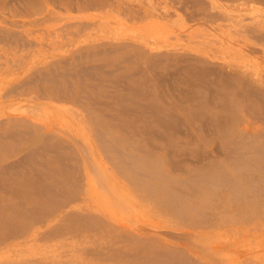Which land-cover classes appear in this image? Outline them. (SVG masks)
Here are the masks:
<instances>
[{
	"label": "rangeland",
	"instance_id": "374dc122",
	"mask_svg": "<svg viewBox=\"0 0 264 264\" xmlns=\"http://www.w3.org/2000/svg\"><path fill=\"white\" fill-rule=\"evenodd\" d=\"M154 1L0 0V123L14 114L68 132L73 150H60L84 159H63L80 169L68 177L48 151L3 172L0 264H264V38L247 32L264 23V0ZM206 8L232 9L238 32L221 33L228 20ZM133 92L176 113L177 131L117 112ZM98 109L123 130L91 122ZM132 122L158 135L124 139ZM21 137L0 139V157L16 159Z\"/></svg>",
	"mask_w": 264,
	"mask_h": 264
},
{
	"label": "bare ground",
	"instance_id": "6f19581e",
	"mask_svg": "<svg viewBox=\"0 0 264 264\" xmlns=\"http://www.w3.org/2000/svg\"><path fill=\"white\" fill-rule=\"evenodd\" d=\"M152 1H154V0H152ZM194 1H196V2H202V3H204L202 0H194ZM235 1H237V0H231V2H235ZM248 0H241V2L240 3H245V2H247ZM85 2V1H84ZM155 2V1H154ZM9 3V2H8ZM83 3V2H82ZM237 3V2H236ZM158 4V3H157ZM18 6V5H17ZM56 6V5H55ZM54 6V7H55ZM137 6H138V9H136V10H140L139 8L140 7H142V4H139V3H137ZM150 6V5H149ZM89 8V7H88ZM149 8H147V10L145 11H143L144 13H145V15L146 14H150L151 13V11L152 10H148ZM159 10V9H158ZM180 10V9H179ZM203 12L201 13V16L203 15V17H207V18H209V17H215L216 19H220V20H228V23H225L223 26H222V24L221 25H219V31H221V33H224V34H231V32H232V34H236L237 32H238V29L236 28V20L234 19L235 17H234V15H233V13H232V9H228V8H220V10L219 11H217L216 13H210L209 12V10L206 8V9H203L202 10ZM1 15V14H0ZM169 15V14H168ZM9 16V15H8ZM171 16V15H170ZM46 19V18H45ZM44 19V20H45ZM187 19V18H186ZM47 20V19H46ZM42 21V20H41ZM83 22V21H82ZM195 23V22H194ZM170 25H172V24H170ZM206 25V24H205ZM208 25V24H207ZM262 25H264V23L263 24H259V25H257V26H253L252 28H249L248 30H247V32H252V30H255V31H258V33H255L256 35L258 34L259 36H261L262 38H264V31L262 32V29H260V27H262ZM82 27V26H81ZM193 26L191 25L189 28L191 29ZM243 27V26H242ZM255 27V28H254ZM60 28V27H59ZM58 28V29H59ZM194 28V27H193ZM211 29V28H210ZM215 29V28H214ZM245 28H243L242 30L243 31H245L244 30ZM38 30V29H37ZM80 30V29H79ZM174 30V29H173ZM213 30V29H212ZM35 31V30H34ZM26 32V31H25ZM50 32V31H49ZM15 33V32H14ZM52 33V32H51ZM44 34V33H43ZM49 35H50V33H48ZM53 34V33H52ZM61 34H62V32H61ZM218 35V34H217ZM216 35V36H217ZM44 36V35H43ZM258 36V37H259ZM62 38H63V36H61ZM139 37V36H138ZM48 39V38H47ZM211 42V41H210ZM44 44V43H43ZM125 44H127V43H125ZM19 45V44H18ZM24 45H26V44H24ZM129 45H130V43H129ZM45 46V45H44ZM128 46V45H127ZM151 46V45H150ZM123 47V46H122ZM168 47V46H167ZM103 50H106V49H104V48H102ZM116 49V48H115ZM150 49V48H149ZM176 49V48H175ZM113 50V49H112ZM174 50V49H173ZM109 51V50H108ZM111 51V50H110ZM139 52V56H140V53L141 54H143L144 52L143 51H140V50H138ZM170 51V50H169ZM174 51H176V50H174ZM98 52V51H97ZM177 53L179 52V51H176ZM89 53V52H88ZM174 53V52H173ZM83 54V53H82ZM135 54H136V52H135ZM1 56V55H0ZM83 56V55H82ZM131 56V55H130ZM169 56H171V55H169ZM177 56V55H176ZM216 56V58H220V55H215ZM157 57L158 58H161L162 57V55L160 56V54H158L157 55ZM179 58L178 59H180L181 61H182V59H184V60H187L188 61V56H186V55H183V56H178ZM75 58H77L76 56H75ZM127 57H125V59H126ZM132 58V57H131ZM129 59V58H128ZM143 59H145L144 61H146L147 59H148V62H150V63H153L154 61L150 58V56H146V55H144L143 56ZM162 59V58H161ZM9 60V59H8ZM67 60V59H66ZM127 61V60H126ZM65 62V61H64ZM67 62V61H66ZM65 62V63H66ZM141 62H143V61H141ZM63 63V62H62ZM2 64V63H1ZM106 64V63H105ZM14 65V64H13ZM66 65V64H65ZM147 65H148V63H147ZM97 66V64L95 65V67ZM169 66V65H168ZM183 66V65H182ZM186 66V65H185ZM185 66H183V67H185ZM212 66V65H211ZM89 67V66H88ZM88 67H84V68H79V70H78V72L79 71H81V72H84V71H88ZM94 67V66H93ZM138 67H139V65H138ZM216 68H214V66H212V68H214L213 70H212V68H211V71L212 72H219L220 70L219 69H221L220 68V66H215ZM101 68V67H100ZM118 68V67H117ZM120 68V67H119ZM179 68V67H178ZM87 69V70H86ZM115 70H116V67L114 68ZM113 69V70H114ZM149 69V68H148ZM50 70H52V69H50ZM140 70V69H139ZM150 70V69H149ZM148 70V71H149ZM169 70V69H168ZM66 71V70H65ZM109 71V70H108ZM188 71H189V69H188ZM51 72V71H50ZM80 72V73H81ZM88 72H90V71H88ZM87 72V73H88ZM107 72V71H106ZM140 72V71H139ZM145 72V71H144ZM211 72V73H212ZM172 73V72H171ZM186 73V72H185ZM196 73H198V71L196 72ZM64 74H66V73H64ZM63 74V75H64ZM67 74H68V72H67ZM84 74H85V72H84ZM133 74V73H132ZM158 74V73H157ZM173 74V73H172ZM179 74V73H178ZM188 74V73H187ZM42 75V74H41ZM44 75V74H43ZM62 75V76H63ZM71 75V74H70ZM79 75V74H78ZM82 75V74H81ZM86 75V74H85ZM154 75V74H153ZM224 75V77L225 78H228V76L227 75H225V74H223ZM228 75H230V74H228ZM54 76V75H53ZM56 76V75H55ZM74 76V75H73ZM90 76H91V73H90ZM41 77H43V79H45L44 78V76H41ZM41 77H40V79H41ZM220 77H222L223 78V76H220ZM35 78V77H34ZM33 79V78H32ZM38 78H36L35 80H37ZM96 79V78H95ZM126 79V78H125ZM162 79V80H161ZM161 81H164L163 80V78L161 77ZM167 79H168V77H167ZM46 80V79H45ZM106 80V79H105ZM123 80V79H122ZM160 80H158V81H160ZM173 80V79H172ZM42 81V80H41ZM47 81H48V79H47ZM100 81V80H99ZM166 81H168V80H166ZM214 81H216V82H221L222 80L220 79V78H218V77H216L215 79H214ZM242 81H243V83L244 82H246V83H248V80L247 79H244V77L242 78ZM23 82V81H22ZM33 82V81H32ZM81 82H82V80H81ZM114 82V81H113ZM170 82V81H169ZM225 82V81H224ZM70 84V83H69ZM81 84V83H80ZM155 84L157 85V83L155 82ZM20 85V84H19ZM99 85V84H98ZM114 85V84H113ZM168 85V84H167ZM81 86V85H80ZM90 86V85H89ZM106 86V85H105ZM117 86V85H116ZM19 87H21V85L19 86ZM69 87V86H68ZM162 87V86H161ZM169 87V86H168ZM173 87L174 86H172V89H173ZM81 88V87H80ZM94 88V87H93ZM128 88V87H127ZM175 88V87H174ZM126 89V88H125ZM161 88L159 87V91L157 92V98L158 99H162V100H164L165 102L164 103H169L170 102V104H171V100L168 98V96L162 91V90H160ZM163 89V88H162ZM40 90V89H39ZM58 90V89H57ZM164 90V89H163ZM170 90H171V87H170ZM13 91V90H12ZM41 91V90H40ZM49 90L48 89H43L42 90V93H43V95H45L46 97H48L49 98V95H47L49 92H48ZM162 91V92H161ZM7 92H8V90H7ZM15 92V91H14ZM69 92H71V91H69ZM55 93V92H54ZM70 94H72V93H70ZM169 95H170V93H168ZM123 95V94H122ZM132 95L133 96H127L126 95V97H123V99H127V100H129L131 103H132V106L130 105V107H129V105H123L122 104V107H121V109H119V110H117V112L118 111H120V112H122L123 114L124 113H133L134 111H137V112H141V114L142 115H147V116H150L151 117V119H152V121H154V122H156V123H158L159 124V126H160V128H162V132H168V130H169V127H170V129H172V130H174V131H177V128H176V124L174 125V123H173V118H175V116H176V113H174V112H171V110H168V111H165V110H163V109H161L160 107H158L156 104H144L143 102H140V101H138V99H136L135 98V96H134V92L132 93ZM147 95V94H146ZM77 96H79V95H77ZM174 96L175 95H170V97L173 99L174 98ZM255 96V95H254ZM40 97V96H39ZM185 97V96H184ZM183 97V98H184ZM30 98H31V96H30ZM176 98V97H175ZM54 99V98H53ZM186 99V98H185ZM79 100V99H78ZM125 101V100H124ZM76 102H77V100H76ZM163 102V101H162ZM93 103V102H92ZM130 103V104H131ZM174 104V103H173ZM177 105V104H176ZM14 108V107H13ZM167 108V107H166ZM100 109V108H99ZM98 109V113L97 114H94V113H90V115H88L89 116V118H90V121L91 122H93V123H95V122H97L98 120H101V118H102V120H104L105 122L106 121H111L110 123L112 124H110L111 125V127L113 128V130H123V127L121 128L118 124H115V122L113 121L115 118H116V114H117V112H113V113H108V114H104L101 110H99ZM174 109V108H173ZM25 110V109H24ZM22 111V110H20L21 111V113L22 112H25V111ZM32 110V109H31ZM33 111V110H32ZM35 111V110H34ZM175 111V110H174ZM194 111V110H193ZM75 112V111H74ZM18 113V112H17ZM20 113V114H21ZM34 113V112H33ZM179 113V112H178ZM183 113H184V111H183ZM195 113V112H194ZM19 114V113H18ZM185 114H186V112H185ZM212 114V113H211ZM23 115H25V113L23 114ZM27 115V114H26ZM181 116V115H180ZM30 118V117H29ZM170 118H172V119H170ZM6 119V121H4L3 123H0V126H3V127H5V129L1 132L0 131V139H5V140H9V139H11V140H17V138L18 139H20V137H21V139L24 141V142H27L26 144H25V146L24 147H19L17 150L19 151V156L16 158V159H11V156H7V157H0V178H1V175H3V172H8L9 170H12V169H14V168H17L19 165L21 166V164H30L31 166H33L34 167V165L31 163L32 162V157L34 156V155H36V154H38V153H40V154H42L41 152H43V151H48V152H52L54 155V158H55V160L56 161H58L59 162V170H60V174L61 175H64V177L66 176V177H68V175H69V173H71V171L73 170V171H75V170H77V171H80V169H79V166H72V165H70V166H68L69 164L68 163H66L63 159H66V158H70V160H76V162L79 160V161H83L84 162V159H83V157L82 156H80V158H78L77 156H74V155H72V152H68V151H66L65 153H63V151H61L60 149L61 148H65V149H68L69 151H72L73 150V146L75 145V142L72 140V138L70 139L69 137H68V132L66 133V132H62L63 130H56V129H53V128H49V126L48 125H46V124H42V123H39V122H35V121H33L32 119V121L30 122L27 118H25V117H22V116H18V115H14V114H9L8 116H7V118H5ZM138 119V118H137ZM1 120V119H0ZM3 120V119H2ZM8 121H11V122H14L13 124H11V127H9V128H7V124L6 123H8ZM2 122V121H1ZM177 122V121H176ZM128 123H129V121H128ZM133 124H132V127H136V126H134V122H132ZM18 124L20 125V127L18 126ZM96 124V123H95ZM203 124V123H202ZM50 125V124H49ZM53 125V124H52ZM54 127V126H53ZM206 130V129H205ZM136 131L137 132H141L142 134H147V136H151V135H153V134H156V131H157V129H155V128H149V127H146V126H144V125H139V126H137L136 127V130L134 129V128H132V132H130L131 134H126L125 132H123V134H126V135H124L123 137H124V139L125 138H129V137H131L133 134H136ZM111 132H112V130H108V134H110L111 135ZM94 133L97 135V137L99 136V139L100 138H102V141L101 140H99L100 141V144L102 143L104 146H105V148H107V150H112V152L114 153V154H119V155H121V157L122 158H124V160H125V162H123V164H121L119 167H118V169H120L121 167H125V166H130L131 167V170L133 169L132 168V165L130 164V162L128 161V159H127V157L125 156V154H124V152L121 150L120 151V149H119V147L117 146V145H115V143L111 140V139H108L107 137H103L102 135H104L102 132H101V130L99 129V128H97V127H95L94 128ZM21 135V136H20ZM96 135H95V137H96ZM156 135H158V134H156ZM97 139V138H96ZM255 139H257V137L255 138ZM98 140V139H97ZM6 142V141H5ZM80 143V142H79ZM101 146V145H100ZM3 147H5V146H3ZM102 147V146H101ZM137 149L138 148H140V145H137V146H135ZM10 148H12V147H10ZM103 148V147H102ZM215 149V148H214ZM11 151H13L14 149L12 148V149H10ZM9 150V151H10ZM103 150V149H102ZM140 150V149H139ZM10 151V152H11ZM105 152V151H104ZM82 153H83V151H82ZM85 154V153H84ZM84 156V155H83ZM106 156V155H105ZM85 157V156H84ZM106 158H107V156H106ZM109 158V157H108ZM170 160V159H169ZM34 161H36V160H34ZM33 161V162H34ZM86 161V160H85ZM128 161V162H127ZM88 162V161H87ZM38 164V163H37ZM89 164V163H88ZM88 164H86V165H88ZM174 166V165H173ZM75 168V169H74ZM92 171V170H91ZM35 172V171H34ZM144 174V172L143 171H141V172H139V174L140 175H143ZM36 176H37V174H36ZM39 178H40V176H39ZM92 179V178H91ZM45 186V185H44ZM46 187V186H45ZM48 187V186H47ZM6 190V189H5ZM50 190V189H49ZM35 191V190H34ZM38 191H39V189H38ZM34 193V192H33ZM20 211V210H19ZM119 223H121V222H119ZM176 234V233H175ZM135 236V235H134ZM129 237V236H128ZM113 242V241H112ZM115 242V241H114ZM97 245V244H96ZM140 247V246H139ZM133 252V251H132ZM152 252V251H151ZM156 253V252H155ZM128 254V253H127Z\"/></svg>",
	"mask_w": 264,
	"mask_h": 264
}]
</instances>
